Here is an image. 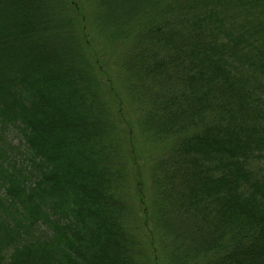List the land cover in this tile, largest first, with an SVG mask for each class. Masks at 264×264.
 I'll return each mask as SVG.
<instances>
[{
	"label": "trees",
	"instance_id": "1",
	"mask_svg": "<svg viewBox=\"0 0 264 264\" xmlns=\"http://www.w3.org/2000/svg\"><path fill=\"white\" fill-rule=\"evenodd\" d=\"M0 264H264V0H0Z\"/></svg>",
	"mask_w": 264,
	"mask_h": 264
},
{
	"label": "rangeland",
	"instance_id": "2",
	"mask_svg": "<svg viewBox=\"0 0 264 264\" xmlns=\"http://www.w3.org/2000/svg\"><path fill=\"white\" fill-rule=\"evenodd\" d=\"M147 150V149H146ZM143 150V152L141 153V155H143V156H147V157H149V160H147L148 161V163L146 164V166L149 164V162H150V158H151V156H150V152H149V150ZM145 159V158H144ZM148 167V166H147ZM144 171H147V169L146 170H144Z\"/></svg>",
	"mask_w": 264,
	"mask_h": 264
}]
</instances>
